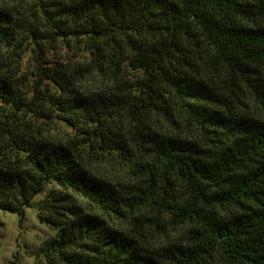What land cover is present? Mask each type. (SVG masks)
<instances>
[{
	"label": "trees",
	"instance_id": "1",
	"mask_svg": "<svg viewBox=\"0 0 264 264\" xmlns=\"http://www.w3.org/2000/svg\"><path fill=\"white\" fill-rule=\"evenodd\" d=\"M48 185L49 264H264V0H0V212Z\"/></svg>",
	"mask_w": 264,
	"mask_h": 264
},
{
	"label": "rangeland",
	"instance_id": "2",
	"mask_svg": "<svg viewBox=\"0 0 264 264\" xmlns=\"http://www.w3.org/2000/svg\"><path fill=\"white\" fill-rule=\"evenodd\" d=\"M62 52L63 49L61 52L57 50V54L54 55V52L50 50L45 59L47 64L51 63L54 66V64L61 63L67 67L72 66V62L65 63L66 58L69 57H63ZM80 56L84 57L86 54L82 53ZM34 58L31 46L28 45L21 53L19 60L20 72L23 75V89L28 92V96L32 94L31 86L36 81L33 77ZM77 62H81V59ZM89 88V85L83 84L80 86L81 90ZM48 128H52L50 130L52 137L57 138H60L65 131V128L59 124L48 125ZM96 167H98V174L105 179L120 183L132 182L131 178L133 177L129 172L120 168L113 161H98ZM58 190L55 186L48 185L34 199L32 206L26 209V215L21 222L14 214L0 212V264H49L44 257L43 248L54 237L55 231L51 226L39 220L38 209L43 200L51 196L52 193L58 192Z\"/></svg>",
	"mask_w": 264,
	"mask_h": 264
}]
</instances>
